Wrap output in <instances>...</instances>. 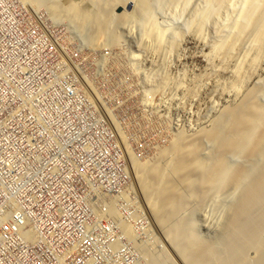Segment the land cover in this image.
Masks as SVG:
<instances>
[{
	"label": "rangeland",
	"instance_id": "obj_1",
	"mask_svg": "<svg viewBox=\"0 0 264 264\" xmlns=\"http://www.w3.org/2000/svg\"><path fill=\"white\" fill-rule=\"evenodd\" d=\"M202 1L193 0L179 19L172 16L173 12L181 13L182 4L157 11L155 19L161 25L171 24L158 46L155 39L146 38L149 24L144 28L137 13L132 22L110 24V33L117 36L115 42L95 45L85 42L83 34L63 17L52 18L46 2L0 0V201L13 190L35 212L65 211L63 222L70 230L81 221L89 231L97 230L101 220H116L109 209L99 212L111 203L118 219L136 233L133 235L137 239L131 238L134 243L151 240L150 248L157 250L167 246L164 251L170 255L168 263L184 264L144 206L126 150L130 149L138 161L156 157L175 134L196 132L235 102L238 95L230 85L236 78L243 77L241 90L264 82V48L257 62L251 61L255 51L247 36L241 37L243 43L239 39L227 55L211 51L218 30L227 22V5L206 21L198 18L201 27L189 23L202 9ZM210 195L202 201H191L183 216L192 234L221 246L220 230L233 198ZM227 201L230 203L225 205ZM120 203L133 207L134 219L121 216ZM221 206L228 207L227 211ZM260 206L258 214L263 216ZM255 217L253 225L261 227L264 244V223L257 225L264 218L259 221L261 217ZM6 250L0 255V264L34 263L30 253L16 257ZM113 256H108L111 262L117 260ZM255 256L254 250L249 252L253 263L257 260L264 264V256L263 262ZM44 259L41 255V262Z\"/></svg>",
	"mask_w": 264,
	"mask_h": 264
},
{
	"label": "bare ground",
	"instance_id": "obj_2",
	"mask_svg": "<svg viewBox=\"0 0 264 264\" xmlns=\"http://www.w3.org/2000/svg\"><path fill=\"white\" fill-rule=\"evenodd\" d=\"M26 1H29V3L38 1V4H40V2H46L50 9L49 12L53 15L52 18L62 19L63 17V19L73 25V27H76V29L83 34L85 42L89 41L95 43V45L97 42L103 43V41L107 40L115 42L117 36L114 35V37L110 33V24L114 21L118 23L133 21L137 14L141 15V18H139L142 20L144 28L145 24H149V29L146 31V34L144 33L146 38L148 36V38L151 37L155 39L156 45H158L169 31L171 24L169 22L168 25H161V22H159L160 20L157 19V21L155 19V14L158 15L157 11L160 12L165 8L167 9V7H178L179 4H182L181 13L176 14L173 12L174 15L172 16L179 19L184 16V12L193 2V0ZM200 4H202V6L200 5L202 9L199 8L201 10L196 12L198 15H195V17L192 18L193 20L189 22L190 24L195 23V25L198 23L197 25L199 27H201L202 22H199L200 19L198 18L206 21L211 15H216L219 10H222L223 6L227 5V7L224 8L228 10L226 18L224 17L227 22L225 23V27H221L222 29L220 31L218 30L219 35L217 39H215L216 41L211 51H215L217 55L218 53H225V55H227L230 50L232 51V48L235 47L241 37L243 39L244 36H247L246 38H248L251 48L255 51L251 61L257 62L256 59L260 56L259 54L264 48V0H203ZM228 6H230V9H228ZM33 8L34 7L31 9ZM137 20L139 21V19ZM242 39L240 40L242 41ZM251 48L249 51L253 50ZM133 71H135V69ZM134 74L135 73H133V75ZM242 78H236L233 82L231 81V85L229 84L231 87L230 90H234L238 95L236 98L237 100L222 108V110L210 120L207 126H202L191 134L178 132L171 138L167 145H163V147L160 148L156 157H150L151 159L148 158L149 160L138 161L139 159H133V155L129 153L130 149H128L129 151L126 150L130 155L129 158L131 159L129 160H131L130 162L133 167L131 168L133 169L131 174L134 172L135 180L138 183L140 194L145 203L144 206H146L151 218L157 223L156 226L160 227L161 233L168 244L174 249L175 254H177V257H179L184 264H256V262L257 264H261L259 263L260 261L258 262L256 260L255 262L254 260L253 263L251 258L249 259L248 255L252 250H254L255 255L263 262L261 256H264V244L261 242L263 237L260 239L261 234L259 233L261 227L259 229L256 228H258L257 225L260 226L264 222L255 225L257 226L256 228L253 224L257 222L256 215L261 217L259 221L264 218V212L263 216L258 214L262 208L260 204L263 205L264 208V82L254 87L251 86L249 89L241 90L242 88L239 85ZM89 89L91 90V88ZM118 103L120 104L121 102ZM118 124L119 123H117V125ZM119 132L121 131H117V134ZM124 139L125 137L123 136V141ZM123 141H120V143L122 144ZM116 143L118 144V142ZM124 145L127 146V144ZM129 166L131 167V165ZM134 190L132 191L134 192ZM210 194H213L215 197H218V194L220 196L227 194L226 200H228L227 197L233 198L232 203L229 201L225 203V205L230 203L227 205L230 209L226 207L228 211L226 208L224 209L225 205L221 206L222 211L225 210L228 212V214L227 212L225 213V218L227 217V220L225 221L224 219V225L223 223V226L219 225L220 228L222 226V230L219 229L223 237V244L221 246L214 243V241L210 243L209 241L203 240V238L196 236V233L195 235L192 234L183 216V212L187 210L191 201H196V199L202 201ZM213 195H210V197ZM219 199L224 200L221 197H219ZM219 201H217V204ZM221 202L224 203V201H220L219 203ZM219 206L220 204H218V208ZM108 209L109 215L115 217V219L120 222V225H123L122 227L125 235L130 239H137L134 237L136 233L130 228L131 226L125 225V223L123 224L121 219H118V211L115 209V212H113V204H107L105 211L107 212ZM148 230L151 231L152 228L150 230L149 227ZM153 236L156 237L155 235ZM154 237L153 239L158 238ZM139 240L141 241L140 243L135 242L140 252V257L136 264H169L168 262L171 260L169 257L170 255L164 251L167 246L165 247L164 245V250H157V247H154V251V248H150L153 245V243H150L152 242L151 240L150 242H148L149 240L143 242L141 239ZM159 240L157 239V241ZM160 243H162V241Z\"/></svg>",
	"mask_w": 264,
	"mask_h": 264
},
{
	"label": "built area",
	"instance_id": "obj_3",
	"mask_svg": "<svg viewBox=\"0 0 264 264\" xmlns=\"http://www.w3.org/2000/svg\"><path fill=\"white\" fill-rule=\"evenodd\" d=\"M15 193L8 191L0 201V217L7 215L0 218V255L6 249L16 257L30 253L35 258L33 264L137 263L139 248L125 235L116 220H101L97 230L93 231L80 221L74 230H70L67 222H63L67 218L65 211L35 212ZM11 202L14 203L10 205ZM120 206L121 216L132 219V208L121 203ZM101 209V212H106V208ZM41 255L45 256L43 262ZM110 255H115L113 257L117 260L111 262L108 259Z\"/></svg>",
	"mask_w": 264,
	"mask_h": 264
}]
</instances>
